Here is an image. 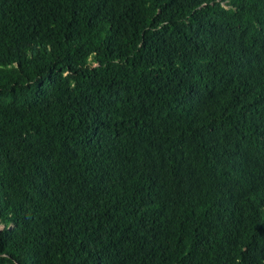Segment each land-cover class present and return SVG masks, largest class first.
Masks as SVG:
<instances>
[{
  "label": "trees",
  "instance_id": "1",
  "mask_svg": "<svg viewBox=\"0 0 264 264\" xmlns=\"http://www.w3.org/2000/svg\"><path fill=\"white\" fill-rule=\"evenodd\" d=\"M0 264H264V0H0Z\"/></svg>",
  "mask_w": 264,
  "mask_h": 264
}]
</instances>
